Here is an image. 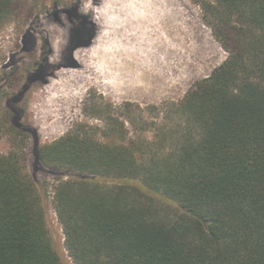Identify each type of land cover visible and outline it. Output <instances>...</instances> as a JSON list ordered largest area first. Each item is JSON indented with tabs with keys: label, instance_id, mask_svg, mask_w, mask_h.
I'll return each instance as SVG.
<instances>
[{
	"label": "trees",
	"instance_id": "1",
	"mask_svg": "<svg viewBox=\"0 0 264 264\" xmlns=\"http://www.w3.org/2000/svg\"><path fill=\"white\" fill-rule=\"evenodd\" d=\"M14 1L0 0V29ZM193 1L227 56L181 100L98 102L103 126L35 138L36 159L67 177L52 202L73 264H264V0ZM35 84L0 117V264H64L27 170Z\"/></svg>",
	"mask_w": 264,
	"mask_h": 264
},
{
	"label": "rangeland",
	"instance_id": "2",
	"mask_svg": "<svg viewBox=\"0 0 264 264\" xmlns=\"http://www.w3.org/2000/svg\"><path fill=\"white\" fill-rule=\"evenodd\" d=\"M73 1L15 0V13L0 29V117L6 102L19 92L26 78L37 79L35 86L25 93L23 104L26 122L35 134L27 139L25 148L27 170L47 193V221L64 264L73 261L65 247L64 232L52 200L55 185L67 177L36 159L35 138L40 143H49L80 122L103 126L100 119L91 115L98 102H112L116 106L132 102L145 109L151 104L179 101L227 56L211 28L202 21L204 11L200 5L193 0H166V5L177 7L181 29L174 31L166 22L159 24L164 38L159 62L163 71L161 80L151 76L140 80L136 66L137 69L131 72L126 69L119 76L110 68L113 62H122L123 58L146 59L139 43L143 38L148 41V25L150 32L155 30L150 15L162 2L78 0L79 12L85 17L81 21L66 15L65 9ZM142 10L143 14H149L148 22L139 17ZM75 30L87 33L80 38L88 40L86 45H73ZM153 39L156 37L148 41L149 48L154 45ZM78 51H82L79 60L75 57ZM125 77H131L132 82L148 78V83L140 86L131 83L126 89L122 85ZM156 112L145 114L151 116ZM5 130L0 126V154L8 153L10 147Z\"/></svg>",
	"mask_w": 264,
	"mask_h": 264
},
{
	"label": "bare ground",
	"instance_id": "3",
	"mask_svg": "<svg viewBox=\"0 0 264 264\" xmlns=\"http://www.w3.org/2000/svg\"><path fill=\"white\" fill-rule=\"evenodd\" d=\"M160 2H162V4L160 6L156 5V8H154V10L152 11L153 15H150V17L152 18V25H153L155 30L153 32H150V28H149L150 25H148L147 26L148 28H146V30H148V41L151 40V38L153 36L156 37L157 41L155 39H153V41L155 40L154 45H153V47L149 48L150 42H148L144 38L141 40V42L139 43V47L141 49L142 56H144L146 58L145 60L143 59V61H138L136 59L125 61V58H123L122 62L121 61L119 63L113 62L110 65V68H114L116 74H118L119 76H121L122 72H124L126 69H128L131 72V70H134V68H136V67H139L138 72L140 74H138V76L140 75V80L145 78V77L149 78L150 76H151L150 78L153 77L155 80H158L163 75V71H161L162 70L161 65H160L161 63H159V62L161 60V56H162V52H163L164 38L162 36L163 34H161V30L159 29V26H160L159 24L166 22L168 25H170L171 29H173L174 31H179L181 29V27L179 26L180 22H179L177 7L174 5H172V6L166 5L165 4L166 0H160ZM147 9H149V8H147ZM140 13L141 14L139 17L141 18V20H143L144 22H148L150 19V17L148 16L149 14H147V13L143 14V10ZM157 25H158V27H157ZM96 50H97V48H96ZM81 56H82V51H78L75 54V57L78 60L80 59ZM133 72L134 71H132V73ZM126 75H127V72H126ZM132 78H134V77L132 76ZM132 78L131 77L129 79L126 78V80L122 83V85L124 87H126V89L129 86V84H130V86H132L131 83H134V85H137V86L145 85L148 83V78H146V80H144L142 82L141 81L140 82L139 81H136V82L133 81L132 82ZM149 82L151 85L154 84V82H152V80Z\"/></svg>",
	"mask_w": 264,
	"mask_h": 264
},
{
	"label": "flooded vegetation",
	"instance_id": "4",
	"mask_svg": "<svg viewBox=\"0 0 264 264\" xmlns=\"http://www.w3.org/2000/svg\"><path fill=\"white\" fill-rule=\"evenodd\" d=\"M80 4L78 3V0H74L67 9H65L66 15L69 19L71 18H76L78 20L84 21L85 17L79 12L80 9ZM89 33V32H88ZM75 34V38L73 37V45H86L88 43V40H82L80 38H82L85 35H87L86 32H84L83 30H78V32L75 30L74 33ZM82 35V36H81ZM76 46V47H77ZM41 78V77H40ZM33 79V78H32ZM33 80H37V79H33Z\"/></svg>",
	"mask_w": 264,
	"mask_h": 264
}]
</instances>
